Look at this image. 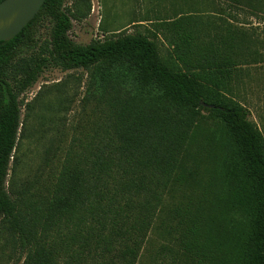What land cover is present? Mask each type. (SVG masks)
Wrapping results in <instances>:
<instances>
[{
	"label": "trees",
	"instance_id": "1",
	"mask_svg": "<svg viewBox=\"0 0 264 264\" xmlns=\"http://www.w3.org/2000/svg\"><path fill=\"white\" fill-rule=\"evenodd\" d=\"M65 1L45 0L0 42V224L18 234L17 264H136L164 211L185 264H264V137L231 93L242 66L260 56L249 34L230 24L201 30L189 17L162 23L173 33V68L140 33L75 44ZM44 21L48 37L38 42ZM50 66L89 73L107 140L85 149L84 167L64 168L41 220L28 225L6 181L19 98ZM178 188L185 199L166 210Z\"/></svg>",
	"mask_w": 264,
	"mask_h": 264
},
{
	"label": "rangeland",
	"instance_id": "2",
	"mask_svg": "<svg viewBox=\"0 0 264 264\" xmlns=\"http://www.w3.org/2000/svg\"><path fill=\"white\" fill-rule=\"evenodd\" d=\"M65 6L76 15L69 32L75 44L140 33L156 43L162 60L173 68L177 67L172 56L173 33L170 26L161 27L162 23L189 17L199 21L201 30L214 31L230 24L245 31L251 50L260 56L253 55L249 64L242 66V76L233 81L231 93L249 111L250 121L264 137V0H66ZM47 37L48 23L44 21L38 42ZM89 82L87 71L50 66L19 98L22 125L6 190L18 204L20 219L28 225L41 220L64 168L84 167L82 158L95 140H107L101 135L108 123L105 108L89 94ZM206 129L213 126L207 124ZM186 194L178 188L166 195L165 209L181 203ZM173 228L165 211L158 213L136 264L187 263L176 245ZM35 231L39 234L40 227ZM49 235L51 239L55 236L54 232ZM23 256L17 232L0 224V264H17Z\"/></svg>",
	"mask_w": 264,
	"mask_h": 264
},
{
	"label": "water",
	"instance_id": "3",
	"mask_svg": "<svg viewBox=\"0 0 264 264\" xmlns=\"http://www.w3.org/2000/svg\"><path fill=\"white\" fill-rule=\"evenodd\" d=\"M45 0H2L0 42L12 40L39 12Z\"/></svg>",
	"mask_w": 264,
	"mask_h": 264
}]
</instances>
